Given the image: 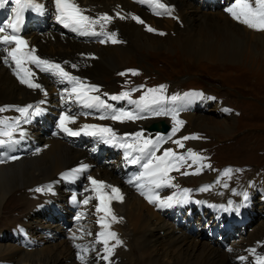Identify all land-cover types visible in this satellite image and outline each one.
<instances>
[{"label":"bare ground","instance_id":"1","mask_svg":"<svg viewBox=\"0 0 264 264\" xmlns=\"http://www.w3.org/2000/svg\"><path fill=\"white\" fill-rule=\"evenodd\" d=\"M209 1L205 3H210ZM37 2L43 5L44 12L41 14L35 11H26L21 29L24 37L26 31L30 30L27 37L29 48H35V55L40 58L60 64L61 67L78 76L82 83L81 86L84 87H80L78 91L86 93V95L78 97L77 93L69 91L65 87L57 91L46 78L34 69L33 64L25 66L32 70L34 75L31 79L41 88L32 89L21 84L14 74L16 68L14 62L4 51L5 48H12L15 45L0 47V108L5 109L0 112V120L9 124L19 120L20 128L17 133L27 129V133L34 134L38 143L35 154L26 156V158L22 157L23 159L17 162L0 163V213L3 205L6 204V197L20 190H25L29 196L25 197L20 193L18 200L20 206L27 207L22 204V197L30 208L34 203L33 209L18 215L7 229H0V232H4V234L0 233V259L7 260L2 264H135V261L139 263L135 259L136 256H132V251H135L136 255L138 254L140 259H137L144 264H260L259 258L264 255L263 189L251 192L250 195H248V189H243L237 195L240 186H226L223 195L228 192L227 194L234 198L237 195V198L213 202L211 199L216 196L213 191L220 189V183L209 186L207 191H200L201 188L185 187L190 182L196 181L193 177L197 175L195 174L197 169H200L199 173L206 171V177L200 180L201 182L208 183L217 176L210 173V164L206 158L204 159V155L195 152L203 159L195 163L190 158L186 159L179 171H171L169 173L172 178L171 186L165 184L164 186L168 188L162 189L155 186L150 188L151 192L158 195L161 200H166L169 196H173L178 201H183L185 195L188 198L187 202L173 203L172 207L161 208L158 204H150L135 187L122 180L121 174L128 166L126 160L120 155L110 154L108 156L107 151L95 146H81L78 149L71 147L68 144V142L70 143L69 139L65 138L66 133L61 130V133L54 137L41 136L36 125H22L24 117L20 112H12V109L32 105L31 112L36 106H39L43 113L45 110H51L50 112L57 114L59 118L61 113L72 116L61 110V103L76 100L92 107L89 106L90 108L85 111L84 118L73 116L75 123L68 124V127L74 131H81L85 124L96 125L98 128H111L116 135L121 136L127 134L125 136L136 137L135 134L140 132L143 134V138L138 137L137 139L143 141L149 136L144 132L145 127L148 126L146 121L132 123L127 118L114 120L109 117V115L113 116L112 97L115 93L107 83L108 77L125 68L126 64L132 60L131 58L138 52L141 53L143 49H164L169 52V48L174 46L178 47L191 62L207 61L213 65L225 63L223 65H238L242 69L248 66L250 68L244 70L245 72L252 75L260 73L259 70L264 69V31L249 29L233 20L224 11L226 7L231 6V2H234L228 0H214L211 4L213 9L205 8L208 12L201 10L204 5L195 7L194 0H162L172 9L171 15H155V11L162 10L155 9L147 3H138L137 0H76V3L86 10L84 14L93 19L98 20L105 14L112 17L109 29L111 36L114 34V39L118 41L113 43L109 37L104 40V34L96 28V25L91 29L95 34L89 35H81L65 28L55 18L54 0H37ZM222 3L223 5H221ZM14 7L15 4L12 0H7L5 6L1 8L3 16L0 18V27L5 26L12 19ZM121 16L124 19H120ZM133 16L139 17L144 23H137L132 19ZM147 27H151L155 31L149 32ZM44 28L46 31L42 32ZM161 32L164 35H160ZM101 40L104 43H100ZM156 40L157 42L154 43L153 41ZM160 41L161 43H159ZM254 54L259 55V62L246 59ZM5 59H7V63H5ZM250 62L257 66L258 63H261L258 66L259 70H254L253 66L249 65ZM93 86L98 90L91 91ZM91 97H99L102 103L91 100ZM197 99V101H192V105H198L200 111L186 113L183 116L184 123L178 126V131L172 135L170 143L164 148L165 151L171 149L177 156L187 157L188 150L198 145L199 137L196 132L199 129L212 133L219 132L224 137L232 133V117L220 115L221 119L213 121V118L201 114L207 98L199 95ZM41 101H44L45 105L40 103ZM121 101L123 104H127L128 99H121ZM77 102V108L83 107ZM221 108L223 107L218 109ZM55 123L58 125L59 120ZM185 136L197 138L183 140ZM176 140H180L183 147L173 142ZM135 144L139 143L135 141ZM91 151L98 153L92 156ZM107 157L115 158H111L110 167H104V162L102 164L99 162L101 159L107 161ZM83 165L87 166L86 170L75 173L78 181H81L82 184L79 194L73 191V187L64 190L65 177L72 175L73 170L79 169ZM184 172L189 175H183ZM89 176L106 185L118 188L123 196L122 202L112 199L109 204L114 215L121 219L119 222H112L111 217H108L106 222L111 225L108 230L116 232L122 241V245L114 248L110 262L101 258L106 254L104 245L96 242L97 233L104 231L98 220L105 214L96 211L100 201L96 198L97 192L89 181ZM256 176L255 174V180ZM48 186L53 190L54 197L50 196L51 194L47 190ZM112 187L103 189V192L109 197L116 195L112 192ZM37 188H43L44 191L37 192L35 191ZM28 189H31L32 192H27ZM184 189L191 191L185 194ZM200 193L202 197L197 198L196 195ZM209 193L212 196L208 195L209 197L206 198L204 194ZM244 193H247L248 198H252L251 205L244 200ZM73 196L80 202L74 215L70 213L72 208H67V202L72 200ZM43 197L51 198L55 202L60 201L59 204L63 212L59 213L58 217H54L51 214H46L47 209L45 208L37 209V206L41 205ZM85 199H88V204L83 203ZM237 205H246L240 208L239 214L231 210ZM69 213L70 216H68ZM80 214L83 215L80 220H77L76 217ZM255 216H260L258 223L261 225L259 227H255L253 231L247 233L246 238L236 239L229 248L222 247L221 243L224 238L238 232L235 229L237 226H244L248 220L250 222V219ZM72 220H75L73 224H71ZM241 222L244 223L239 225ZM65 225L68 227L65 228L66 231H63L62 227ZM196 230L197 234L194 235L193 232ZM205 231L207 232L205 233ZM206 235L208 237L206 240L204 239L205 241L198 240ZM12 237L16 240H10ZM30 238L36 242V245L32 248L29 247V250H39L36 253H26L20 249L21 241H26L29 246L33 243ZM76 244L87 249V251L79 253L84 257L83 261L78 258L79 250L75 247ZM113 244L114 241L110 240L109 246ZM251 249H255V252L250 251ZM240 257H244V259L241 260Z\"/></svg>","mask_w":264,"mask_h":264},{"label":"rangeland","instance_id":"2","mask_svg":"<svg viewBox=\"0 0 264 264\" xmlns=\"http://www.w3.org/2000/svg\"><path fill=\"white\" fill-rule=\"evenodd\" d=\"M194 1L196 2L195 7H198L199 5L200 6L204 5V7L201 9L202 11L208 12V10H205V8L213 9L211 4H213L214 0L212 2H210L209 0H194ZM208 1L210 3H205ZM221 5H223V3ZM213 11L215 12L217 10H213ZM27 31L25 33L26 39L28 37V33L30 32V30ZM45 31L46 28H44L42 32ZM158 37L164 40V38H161V36ZM153 42L156 43L157 40ZM159 43H161V41ZM169 50L170 51L167 52L164 49H152V50L143 49L141 53L138 52L137 55L131 58L132 60H130L126 64L125 68L114 72L112 76L107 78L108 79L107 83L110 87H112L113 93L118 92L117 93L119 94L118 97L121 96L122 99H128L127 104H123L121 106L120 112H124V111L131 112L133 115L141 118L134 120L130 119L131 121L129 122L132 123H141L143 121H148V119L153 118V116L157 118L156 114L160 113L159 119H165L172 127L174 124V127L178 128L179 125L172 119L173 115L176 117L177 121H182L183 116H185L186 113H190V98L194 99L199 94L206 95L212 93L214 96L212 94L211 96L215 99L213 98L210 99L211 102L206 104L207 108L202 109L203 112H201V114L207 115L208 118L211 119L213 118L212 119L213 121H215L214 119L218 121L220 118V114L218 113V111L220 109H218L219 107L217 105V102L218 103L223 102L222 103L224 105L223 108H226L227 106L228 109L230 108L231 110L229 111L227 109H224L223 116L232 117L233 119L232 133L224 137V135H222L219 132L212 133L199 129L196 132V134L199 137L197 141L198 145L192 149H189L194 153L197 152L203 154L204 159L207 156L206 160L210 164V168H209L210 173L213 175H217L216 176L217 183L215 182V180L212 183L214 185L220 183L219 186L220 189H218L217 191H213L214 193L212 192L217 197L216 196L213 197L212 198L213 200L211 199V201L213 202L217 200L224 201L227 200V198L233 199L234 197L232 195L230 196V194H227L228 192H226V194L223 195L224 194L223 191L226 190L227 187H231V186L232 187L240 186V189H238L239 191L236 193L237 195L240 194V192H242L241 190L243 189L245 190L248 189L249 191L248 195H250L251 192L258 191L261 189H263L264 191V186H263L264 185V75H262V73H264V69L259 70L258 66H260L261 63H258V66L255 63L251 64V62L254 60L256 62H259L258 60L259 55L254 54L253 56L251 55L249 57H246L247 60L249 59L252 60L249 65H252L253 66L252 68L254 70L257 69L260 72L256 74L253 73L252 75L251 73L244 71V70H249L250 67L248 66L242 69L238 65H231V64L223 65L225 63H217L219 65H213L212 63H209L207 61L191 62L178 49V47L176 48L174 46L169 48ZM246 59H244V61H246ZM133 72L137 74L134 75ZM121 73H123V75H121ZM161 86H163L162 90H161ZM190 88L199 89V90H192L188 92ZM151 89H156V91L150 92L149 90ZM147 94H152L153 96L152 95L148 96ZM179 96L187 97L189 99L181 100ZM171 97L173 98L175 97V99L173 98L171 99ZM116 106L119 107L120 105L116 104ZM140 106L142 107L145 106V107L142 108ZM15 108L17 109L19 107H14V109H12L14 112H18ZM232 110L235 112L234 116ZM50 111L51 110H45L44 113L51 118H55L54 122H56L58 120V115L53 114ZM168 111L170 112V114ZM52 125L53 126L50 129V131H48L46 135L41 134V136L43 135L44 137L45 136L54 137L57 134L61 133L60 128L56 125V123ZM147 127L148 126H146L145 129ZM22 131L24 132V134L28 135V137H31L33 135V134H27V131L25 130ZM144 132L146 133V130H144ZM99 135H95V136L88 135L87 138L92 139L93 137H98ZM102 135L105 137L106 140L112 139V137L110 135L108 136V134H106V136L105 134ZM119 136L121 135H116V137ZM168 136H170V134L166 135L164 137L165 139L159 143V148L155 150L156 156H162L164 154L165 151L164 148L168 145V143H170L171 140V139H167ZM28 137L22 139L20 142H17L15 144L6 145L5 147L6 152L7 153L9 152L8 154H11L14 151H21L26 154H30L31 152H34L33 146H35L36 144L32 139ZM66 137H69V135L66 134L65 138ZM154 140L156 141V138ZM116 143H117L116 140L112 139L111 142L108 144L114 146L116 145ZM68 144L70 145L69 142ZM70 146L72 147V145ZM140 147H142V145ZM139 148L131 151V154L133 155V159L137 157H141V159L146 157V154L140 152ZM91 152L92 153L90 154L92 156H95L98 153L97 151L95 152L91 151ZM23 158L21 157L20 159ZM111 158L113 157H107L106 158L107 161L101 159L99 162L101 164L104 162L103 163L104 167H110L109 162ZM228 169L232 170L230 175H224V172ZM255 174L257 175L256 180L254 179ZM205 177H206V171L202 173L200 172L199 174L193 177V179L196 181L194 183L190 182L186 186H188L189 188H196L199 187V185H205L207 184L206 182L200 181ZM257 181H260V185L263 186L262 188L252 187V185ZM207 185L210 186V184ZM25 192H26L25 190H20L19 192H15L13 195L11 194L10 196L6 197L5 200L6 204L3 205L0 213V229L2 230L7 229V227H9L13 223L14 219L18 215L24 213L25 211L28 212L30 211L31 208L32 209L34 208V203H32L33 207L31 206L30 208L29 205L24 201L23 197L21 199L22 204L27 205V207L23 208L22 205L20 206L19 204L20 201L18 202V200L20 199V193L23 194L25 197H29ZM27 192H32V190L28 189ZM49 193L51 194L50 196L53 197L55 196L52 189L51 191H49ZM204 195L206 198H208L211 194L209 193ZM237 195H235L236 198ZM196 196H198L197 198L202 197L201 193ZM230 199H228L227 201H229ZM251 199L252 198L250 197L247 200L249 204L250 202H252ZM59 202L60 201L55 202L51 200V198H45V197L42 198V203L46 205H50L51 203H59ZM70 213L68 216H70ZM250 220L251 221L249 222L248 220L244 226L241 227L237 226L235 228L238 231L237 237H234L235 233H233L232 236H228L224 238L223 242L221 243L222 247L229 248V246H232L233 242L236 239H238L239 237L246 238L247 233L253 231L255 227H259L261 225L258 223L260 220V216H255ZM201 221L203 220L201 219ZM243 223L244 222H241L239 223V225ZM67 227H68L67 225L63 226L62 228L64 229L62 230L66 231L65 228ZM206 232L207 231H205V233ZM0 233L4 234V232H0ZM229 233L231 234V232ZM193 234L196 235L197 230L194 231ZM206 237L208 236L206 235L204 237H201L202 239L198 238V240L205 241L207 239ZM49 238L52 237L50 236ZM10 240H16V239L12 237V239ZM31 240L34 243V245H32L33 244L32 243L29 246V244L26 241H21V243L19 244L21 247L20 249L26 253L38 252L39 250L38 251H33L31 249L29 250V247L32 248L36 245V242L33 239ZM15 249H19V248H15ZM131 254L132 256H136L135 259L139 262L137 263L135 261V264H144L140 260H138L140 258H138V254L136 255L135 251H132ZM6 261H7L6 259L4 260L0 259V264Z\"/></svg>","mask_w":264,"mask_h":264},{"label":"snow or ice","instance_id":"3","mask_svg":"<svg viewBox=\"0 0 264 264\" xmlns=\"http://www.w3.org/2000/svg\"><path fill=\"white\" fill-rule=\"evenodd\" d=\"M12 2L15 4V7L12 9V19L8 21V23L0 27V45H15V47L12 48H5L4 51L7 52V55L11 57V60L14 62L16 68L14 70V74L16 75L17 79L21 84L27 85V87L32 89H40L41 86L38 83H34L31 77L34 75L32 70L25 65L33 64L38 68H41L42 71L45 72H52L54 75H59L63 77L64 79H67L71 82H74L76 85H80V81L78 78L70 76L68 72H66L60 64L53 63L47 59H42L39 56L35 55L36 49L35 48H29L28 41L24 39L21 35V29L24 22V13L26 11H35L38 13L44 12V7L42 4H39L37 0H12ZM138 3H147L151 6H153L155 9H159L162 11H155V15H162L167 14L171 15L172 9L162 2V0H137ZM7 3V0H0V8H3L5 4ZM55 5V18L56 20L62 24L65 28H69L73 32H78L81 35H89V34H95L91 31L94 25L100 23L101 20H103L105 23H108L111 21L112 17L105 15L100 16V18L93 19L92 17L85 15L84 12L86 10L82 9L77 3L76 0H54ZM225 12H227L231 18L235 21H237L240 24L245 25L249 29L257 30V31H264V0H234V2L231 4V6L226 7L224 9ZM174 19L176 17H173ZM120 19H124L123 16L120 17ZM132 19L136 20L137 23L143 24L144 21L141 20L137 16H133ZM103 27V25H101ZM147 31L153 32L155 29H152L151 27H147ZM160 35H164V33H159ZM109 39H112L113 43H116L114 39V34L112 36H109ZM100 43H104L103 40L100 41ZM5 63H7V59H5ZM133 74H137L133 72ZM123 75V73H121ZM161 86V90H162ZM42 90V89H41ZM91 91H97L98 89L93 86ZM73 92L77 93V96L86 95V93H82L78 91L77 87H74L72 89ZM150 92H155L156 89L149 90ZM127 95V94H125ZM93 101H96L98 103H102L99 100V97H91L90 98ZM112 99H116V97H112ZM175 99V97L173 98ZM40 103H44V101H41ZM85 106H91L86 104ZM30 109H33L32 105H28L23 108H17L16 110L20 112L21 116L24 117V122L27 123L30 120L31 116L38 115L42 112V109L39 106H36L33 111L30 112ZM5 111L4 108H0V112ZM160 114V113H157ZM103 118V117H101ZM112 119H121V118H127V119H138L140 117L134 116L131 112H120L117 115H113L111 117ZM172 119L178 124L182 125L183 121H177L176 117L173 115ZM122 122V121H121ZM75 123V117L67 115L65 113H61L59 117V123L58 127L61 131L65 132L69 136H78L80 134L79 131H74L70 127H68V124ZM20 128V121L15 120L13 123L9 124L6 121L0 120V145H10L15 144L17 141L14 139L15 134ZM85 129H92L93 131L85 132L86 135H99V134H108L112 137L113 140L116 139V133L111 128H98L96 125H88L85 124L82 126L81 131ZM176 131H178V128L174 127L172 130V135H175ZM19 135L21 137L24 136L23 131H19ZM136 137H142L143 134L138 132L135 134ZM170 138V137H169ZM197 137H189L185 136L183 137V140H189V139H196ZM164 137H157L156 141L145 139L143 140L142 147L139 148V151L146 154V162L142 165L144 168V172H141L138 176H136L134 179L144 180L145 177H147V181L144 183H138L136 184L137 190L140 192V195L144 196L146 200L150 204H158L159 207H172L173 203H180V202H187V196L185 195V198L183 201L176 200L173 196L167 197L166 200H161L158 195H155L151 192L149 189L148 191H145V184H152L156 188H160L161 186L167 184L168 186H171V177L169 176V173L173 170L179 171L180 168L183 166V163L186 159H192L193 162L200 161L203 159L196 153L189 150L188 156H177L175 152H173L171 149H168L164 152L162 156H156L155 150L159 148V143L163 141ZM105 143H110V140H105ZM178 146L183 147V144L180 140L173 141ZM16 157H13L15 159ZM141 157L134 158L131 162L132 163H138ZM210 167V165H209ZM87 166L83 165L79 169L73 170L74 172H80L86 170ZM200 169H197V172L195 174H199ZM231 169H228L224 172V175H230ZM183 175H189V173L184 172ZM68 178L67 176L65 177ZM89 181L94 185V190L97 192V199L100 201L99 206H97L96 211L97 212H104V216L101 217L98 220V223L100 224V227L104 229V231H101L97 233V243H102L104 245V252L106 253L102 259L110 262V257L114 253V248L116 246L122 245V241L118 238V235L114 231H109L111 225L110 223L106 222L108 217H111L112 222H119L121 218H118L114 215L112 212V209L109 207V204L112 199H118L122 202L123 196L120 194V190L118 188L112 187L110 185L104 184L102 181L94 180L91 176L88 177ZM130 184L134 181L130 179L128 181ZM112 187V192L116 195L113 197H109L106 195V193L103 192L104 188ZM48 191H51V187L49 186ZM207 188H201L200 191H206ZM35 191L40 192L44 191L43 188H37ZM185 194L190 192L189 189L183 190ZM73 201H75V196H73ZM244 200H248L247 193H244ZM88 199H85L83 201L84 204H88ZM231 203V202H230ZM246 205H237L234 209H231L235 211L237 214H239L240 208L244 207ZM227 210V209H226ZM83 214L77 215L76 219L80 220ZM75 239V237H73ZM114 241V244L112 246H109V241ZM75 247L79 250L78 252V258L83 261L84 257L80 255V252H85L87 249L82 247L79 244H76ZM230 251V249H229ZM253 253L255 252V249H251ZM241 260L244 259V257H240ZM260 264H264V258H259Z\"/></svg>","mask_w":264,"mask_h":264},{"label":"water","instance_id":"4","mask_svg":"<svg viewBox=\"0 0 264 264\" xmlns=\"http://www.w3.org/2000/svg\"><path fill=\"white\" fill-rule=\"evenodd\" d=\"M145 130H147L149 133L159 132L164 134L169 130V126L165 123V121H157L149 124Z\"/></svg>","mask_w":264,"mask_h":264}]
</instances>
